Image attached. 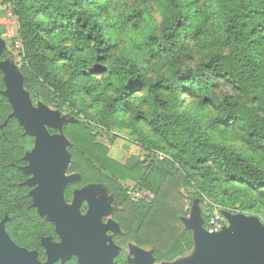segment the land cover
<instances>
[{
    "label": "trees",
    "instance_id": "16d2710c",
    "mask_svg": "<svg viewBox=\"0 0 264 264\" xmlns=\"http://www.w3.org/2000/svg\"><path fill=\"white\" fill-rule=\"evenodd\" d=\"M2 4L19 25L14 41L23 46L26 92L84 115L85 121L64 128L75 146L68 172L82 176L66 194L105 186L116 203L113 219L127 236L123 244L175 262L195 245L181 220L188 214L181 202L209 199L241 214L264 211V0ZM130 29L138 36L124 46L119 36ZM10 58L8 51L0 54V62ZM5 76L0 66V221L8 218L14 244L44 262L42 241H59L58 229L35 206L37 184L27 157L37 137L30 118L16 114ZM96 129L127 131L151 154L128 168L110 158ZM126 182L151 200L132 201ZM210 215L202 213L206 229ZM245 221L238 219L233 232L258 237ZM237 247L256 250L245 242ZM231 254L238 260V251ZM65 264L81 263L73 257Z\"/></svg>",
    "mask_w": 264,
    "mask_h": 264
},
{
    "label": "rangeland",
    "instance_id": "374dc122",
    "mask_svg": "<svg viewBox=\"0 0 264 264\" xmlns=\"http://www.w3.org/2000/svg\"><path fill=\"white\" fill-rule=\"evenodd\" d=\"M3 0H0V44L3 43V51H8L12 58L1 61V66L7 71L6 82L7 91L6 94L9 98H16L19 104V109H26L30 112L32 117L41 120L38 122L37 131L39 135L44 138L49 147L62 146L70 158L69 163L63 170V183L60 191L57 193L67 205L75 206L79 204V217L83 224L87 225L88 220L91 216L92 207L97 205V212L100 214L98 222L102 227H106L110 224L114 225V229L109 230L104 235V240L107 245L113 249H117L118 253H123V257H127L129 261L135 264H141L145 262L146 264H156L154 257L152 256V251L148 248L141 249L137 247L134 243H130L123 249L115 244L112 240L113 235H123V232L118 225V223L113 219V214L116 210V203L113 197L108 193L107 188L103 185H88L82 189H76L72 196L66 194V189L69 185L79 182L81 176L79 174H70L68 172V167L72 162V152L75 149L73 142L68 138L64 132L66 124L85 121L84 115L78 114V118L75 114L64 109H56L54 107L48 106L42 100L34 99L29 93L26 92L24 85L22 83V59L19 56L20 51L16 49V41L14 39L18 36V27L13 23L14 17H11L9 6L2 4ZM133 28V27H132ZM138 32L130 29L126 34H120V40L122 45L126 46L129 38H136ZM2 51V52H3ZM195 66L192 65V68ZM223 92H232L231 89H223ZM87 122V121H86ZM89 123V122H87ZM93 124L92 122H90ZM89 123V124H90ZM90 124V125H91ZM51 130H56L57 133H52ZM146 133H148L145 127ZM94 133H98V141L108 147H110V158L114 161L128 167L133 168L138 163H143L147 160V156L151 154L146 148L140 144L135 137L130 136L129 132H106L102 129L94 130ZM238 146L236 142L233 144ZM41 152L38 148H35L28 155L29 167L35 169V176L38 168L41 165ZM160 156L166 157L165 154L160 153ZM38 184L37 186H39ZM129 192H138L139 188L132 183L126 182L123 184ZM145 200H151V196L147 194L144 196ZM180 208L188 211L186 216H182L181 220L183 225L190 229L194 233V248L193 250L177 259L172 264H205V258L207 256L208 245L212 248L216 247L219 243L218 237H224L226 234L230 233L231 230L236 227L237 221L246 220L244 223V228L257 233L258 237L246 238L245 236H240L235 239H230L227 242V246L230 249L236 247V243L240 241H245L248 245L254 246L256 252H251L250 254H244L240 251L238 252L241 259L238 258V262H232L230 258L226 264H264V254L259 251L264 248V211H259L257 213L241 214L239 212H233L230 209L224 208L220 205L213 203L211 200L206 199L205 202L199 200L193 201L192 205H188L185 202H181ZM218 208L221 211L222 217L224 219L223 226L218 232L219 234L215 237H208V228L203 226V216L202 213L209 211L212 213L213 209ZM46 239V238H45ZM50 240V238L46 239ZM64 243V241H62ZM61 242V243H62ZM77 257V256H75ZM79 259V257H77ZM69 259L58 258L56 260L51 259V250L48 249V255L45 262H39L40 264H54L59 262V264H65ZM165 264V263H163Z\"/></svg>",
    "mask_w": 264,
    "mask_h": 264
},
{
    "label": "water",
    "instance_id": "95a60500",
    "mask_svg": "<svg viewBox=\"0 0 264 264\" xmlns=\"http://www.w3.org/2000/svg\"><path fill=\"white\" fill-rule=\"evenodd\" d=\"M0 42L3 41L0 40ZM2 46L3 43L0 44V48ZM2 51L0 49V54ZM1 68L4 69L2 66ZM4 71L7 73L5 69ZM15 100L14 97L12 101ZM16 114L22 120L23 118H30L28 127L36 135V148L41 152L42 162L36 176L35 169L29 167L34 173L36 184H40L35 191L36 205L42 215H47L50 220L56 222L58 231L64 241L60 246L50 248L51 259H69L75 255L79 257L81 264H113L116 251L107 245L104 235L107 231L114 229V225L110 224L102 227L98 222L99 215L105 212L98 213V206H93L91 216L87 225H85L79 217V204L69 206L57 194L63 183V170L71 157L68 156L62 146L49 147L47 141L39 135L37 128L41 117L38 119L32 117L28 110L19 109V104L16 108ZM233 229L224 237H218L219 243L216 247L212 248L211 245H208L205 264H226L228 258L234 263L238 262L231 254V250L234 249L246 255L251 253L250 251L245 253L237 247L242 241L236 243V247L229 250L227 242L230 239L238 238L239 235L245 236L239 233L236 234ZM218 234L209 235L207 233V236L215 238ZM253 252L256 251L253 250ZM239 258L241 259L240 255ZM0 264H40L36 253L23 250L10 240L3 224H0Z\"/></svg>",
    "mask_w": 264,
    "mask_h": 264
},
{
    "label": "flooded vegetation",
    "instance_id": "af4514ba",
    "mask_svg": "<svg viewBox=\"0 0 264 264\" xmlns=\"http://www.w3.org/2000/svg\"><path fill=\"white\" fill-rule=\"evenodd\" d=\"M54 156V155H53ZM81 176V175H80ZM81 180H82V176H81ZM76 183H78V182H76ZM73 184H75V183H73ZM73 184H71V185H69L68 186V188L70 187V186H72ZM67 188V189H68ZM66 189V190H67ZM76 190V188L74 189V191ZM73 191V192H74ZM35 206H37V205H35ZM38 207V206H37ZM38 209H39V207H38ZM45 217H46V219L50 222V223H53L54 225H56L57 226V224H56V222L55 221H53V220H50L49 218H48V216L47 215H44ZM9 219L8 218H6L4 221H0V224H3L4 225V227H5V230H6V226H5V222L6 221H8ZM57 229H58V226H57ZM6 233H7V230H6ZM7 235H8V237L10 238V236H9V234L7 233ZM56 235H57V237L59 238V241H54L52 238H50V240H46V239H48V238H46V239H43V241H42V246L44 247V249H45V255H46V259H47V255H48V249H50L51 247H56V246H60L62 243V237H61V235H60V233H59V231H56ZM127 239V236H125L124 234L123 235H113V237H112V240L115 242V244L117 245V246H119V247H121L122 249L124 248V247H126L127 245H129L130 243H132V242H130V243H128V244H123V241H125ZM10 240L12 241V239L10 238ZM13 242V241H12ZM14 243V242H13ZM135 244V243H134ZM136 245V244H135ZM137 247H139L138 245H136ZM141 248V247H140ZM115 251H116V254H115V256H114V258H113V264H135V263H133L132 261H129L128 260V258L127 257H123L124 256V254L123 253H118V251H117V249H115V248H113ZM141 249H145V248H141ZM23 250H25V249H23ZM153 256V255H152ZM38 257V256H37ZM73 257H75V255L74 256H72L71 258H73ZM154 257V259H155V261H156V264H163V263H165V264H172V263H174V262H166V261H159L155 256H153ZM77 260H78V262H79V259L77 258V257H75ZM181 258V257H180ZM70 259V258H69ZM179 259V258H178ZM45 262V261H44ZM56 263H59V262H56ZM55 264V263H54ZM141 264H146L144 261L143 262H141ZM150 264H152V263H150Z\"/></svg>",
    "mask_w": 264,
    "mask_h": 264
},
{
    "label": "built area",
    "instance_id": "2783aa9c",
    "mask_svg": "<svg viewBox=\"0 0 264 264\" xmlns=\"http://www.w3.org/2000/svg\"><path fill=\"white\" fill-rule=\"evenodd\" d=\"M13 23H15V25L18 27V30H19V25L16 19H14ZM15 46H16V49L19 50L20 53H22L23 46H22V42L19 39L16 41ZM158 156L160 157V159L166 158L163 156L161 157L160 153H158ZM147 194L148 193L146 191H143L141 189H139V191L135 193L129 192V196L131 197V200L134 202H139V201L144 200V196H147ZM223 222H224V219L222 217L221 211L218 208L213 209L210 215V219H209L208 234L214 235L218 233L223 226Z\"/></svg>",
    "mask_w": 264,
    "mask_h": 264
},
{
    "label": "crops",
    "instance_id": "0c3cea01",
    "mask_svg": "<svg viewBox=\"0 0 264 264\" xmlns=\"http://www.w3.org/2000/svg\"><path fill=\"white\" fill-rule=\"evenodd\" d=\"M11 17H13L12 13L10 12Z\"/></svg>",
    "mask_w": 264,
    "mask_h": 264
}]
</instances>
